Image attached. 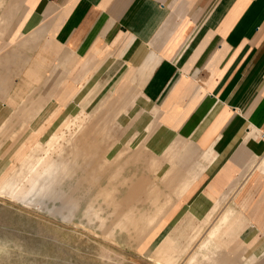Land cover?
Instances as JSON below:
<instances>
[{
  "label": "crops",
  "instance_id": "0c3cea01",
  "mask_svg": "<svg viewBox=\"0 0 264 264\" xmlns=\"http://www.w3.org/2000/svg\"><path fill=\"white\" fill-rule=\"evenodd\" d=\"M99 87L130 103L133 126L107 147L109 118L91 114L72 147L151 225L144 249L174 240L192 249L184 264H264V0H0L11 136L55 120L59 133Z\"/></svg>",
  "mask_w": 264,
  "mask_h": 264
},
{
  "label": "rangeland",
  "instance_id": "374dc122",
  "mask_svg": "<svg viewBox=\"0 0 264 264\" xmlns=\"http://www.w3.org/2000/svg\"><path fill=\"white\" fill-rule=\"evenodd\" d=\"M114 91L99 87L83 95L80 104H84L87 114L81 111V119L65 121L59 133L53 129L56 120L49 124L44 135H33L28 139L11 136L13 119L1 123L0 145L9 138L12 142L7 143L0 159V264H165L164 261L170 258L173 261L166 264H184L190 257L192 249L178 247L174 240L166 241L168 247L158 252H155L157 249H144L151 225L138 222L139 216L133 215L136 208H122L121 200L115 198V194L100 191L104 188L100 183L104 169L90 166L91 153L82 155L73 150V141L78 142V137L70 132L88 126L90 120L86 119L91 114L101 116V119L93 120L95 127L105 117L109 118L107 147L133 126V116L132 113L129 116L128 109L130 103H118L116 96L119 93ZM76 100V97L71 100L60 116ZM114 109L119 112L109 115L115 113ZM39 121L40 118L30 121L32 128ZM36 142L48 147L52 145L54 151L49 152V159L53 161L42 163L41 169L23 184L21 191H6L3 177L11 170L14 175L19 174L21 159L29 154ZM44 145L41 151H36V156L47 154ZM56 152L59 154L55 156ZM55 162H59L61 169H54ZM90 202L92 206H89Z\"/></svg>",
  "mask_w": 264,
  "mask_h": 264
},
{
  "label": "bare ground",
  "instance_id": "6f19581e",
  "mask_svg": "<svg viewBox=\"0 0 264 264\" xmlns=\"http://www.w3.org/2000/svg\"><path fill=\"white\" fill-rule=\"evenodd\" d=\"M47 135H50V132H48L47 133ZM54 137V136H53ZM56 139H58L57 137H55ZM61 138V137H60ZM64 138V137H63ZM40 141H42V140H40ZM52 141H54V140H52L51 139V142ZM56 141V140H55ZM46 143V142H45ZM49 143H50V141H49ZM48 143V144H49ZM42 145H44V143H35V147L34 148H32L31 150H30V152H29V154H26V155H24L23 156V158L21 159V161H22V169H20L19 170V172L18 171H16V173L18 172L19 174L18 175H14L13 174V170H11L10 171V173L8 174V175H6V176H4L3 177V180H4V187H5V190L6 191H11V192H18L21 188H22V186H23V184L25 183V182H29V180L30 179H32V177L34 176V174L36 173V171L41 167V164L42 163H47L49 160H51V159H49V152L50 151H54V149H53V147H52V145L50 146V147H48L49 145H44V149H46L48 152H47V154L45 155V156H36L37 154H36V151L38 152V151H41L43 148V146ZM55 148V147H54ZM45 150V151H46ZM71 150H72V148H71ZM78 150V149H77ZM58 152H59V147H58ZM58 152H56V154H55V156L56 155H58L59 153ZM44 153V152H43ZM58 153V154H57ZM67 154V153H66ZM69 154H70V152H69ZM71 155V154H70ZM54 156V157H55ZM61 156V155H60ZM60 156H58V157H60ZM64 156V155H63ZM72 156V155H71ZM65 158V157H64ZM63 158V159H64ZM52 159H54V158H52ZM62 159V158H61ZM55 160V159H54ZM51 161H53V160H51ZM62 161V160H61ZM67 161V160H66ZM72 161V160H71ZM60 162V161H59ZM59 162L56 164V162H55V164H56V168H54V167H51L52 169L54 168V169H58L59 167H60V164H59ZM64 162V161H63ZM109 162V161H108ZM52 163V162H51ZM67 163V162H66ZM47 164H49V163H47ZM72 164V163H71ZM54 164L52 163V166H53ZM76 165V164H75ZM87 165V164H86ZM46 166H48V165H46ZM62 166H63V164H62ZM64 166H66V165H64ZM83 166V165H82ZM71 167H72V165H71ZM43 168V167H42ZM44 168H46V167H44ZM51 168L49 169V170H51ZM70 168V167H69ZM79 168V167H78ZM29 169V170H28ZM41 169V168H40ZM59 169H61V168H59ZM58 169V170H59ZM71 169V168H70ZM80 170V169H79ZM70 171V170H69ZM91 171V170H90ZM68 172V171H67ZM94 173V172H93ZM72 174H73V172H72ZM90 175V174H89ZM17 177H19V179H17L16 180V178ZM5 178V179H4ZM95 178V177H94ZM81 182V181H80ZM26 186V185H25ZM91 186V185H90ZM127 186V185H126ZM21 191V190H20ZM105 191V190H104ZM140 202V201H139ZM92 206V203L90 202V204H89V206ZM119 207V206H118ZM118 211H119V209H118ZM85 212V211H84ZM85 213H87V212H85ZM84 213V214H85ZM95 214V213H94ZM119 220V219H118Z\"/></svg>",
  "mask_w": 264,
  "mask_h": 264
}]
</instances>
